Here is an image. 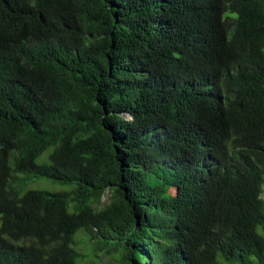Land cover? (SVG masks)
<instances>
[{
  "label": "trees",
  "instance_id": "1",
  "mask_svg": "<svg viewBox=\"0 0 264 264\" xmlns=\"http://www.w3.org/2000/svg\"><path fill=\"white\" fill-rule=\"evenodd\" d=\"M263 186L264 0H0V264H264Z\"/></svg>",
  "mask_w": 264,
  "mask_h": 264
},
{
  "label": "rangeland",
  "instance_id": "2",
  "mask_svg": "<svg viewBox=\"0 0 264 264\" xmlns=\"http://www.w3.org/2000/svg\"><path fill=\"white\" fill-rule=\"evenodd\" d=\"M49 149L44 150L37 158V162H42L45 160L47 152ZM74 185L69 182L55 181L45 177H31L25 176L18 183L14 184V187L20 192L28 189H38V190H48V191H58L59 189L70 190ZM261 196L264 198V186ZM102 204L106 203V196H103ZM69 211H71V206L68 205ZM258 231L264 235V227L259 226ZM74 249L77 251L75 256V262L77 264H118V259L116 253L114 254H104L102 251H94L95 244L91 239L89 233L84 228H79L73 234ZM221 264H236L233 262H228L222 259L219 255L216 257Z\"/></svg>",
  "mask_w": 264,
  "mask_h": 264
},
{
  "label": "water",
  "instance_id": "3",
  "mask_svg": "<svg viewBox=\"0 0 264 264\" xmlns=\"http://www.w3.org/2000/svg\"><path fill=\"white\" fill-rule=\"evenodd\" d=\"M126 117H129L128 114H124Z\"/></svg>",
  "mask_w": 264,
  "mask_h": 264
}]
</instances>
